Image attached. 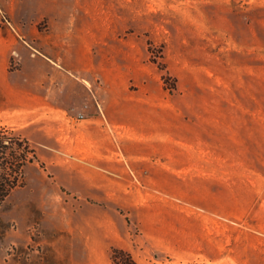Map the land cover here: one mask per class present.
Returning a JSON list of instances; mask_svg holds the SVG:
<instances>
[{"label":"rangeland","instance_id":"1","mask_svg":"<svg viewBox=\"0 0 264 264\" xmlns=\"http://www.w3.org/2000/svg\"><path fill=\"white\" fill-rule=\"evenodd\" d=\"M8 1L2 19L49 18L47 0ZM67 3L99 83L177 146L160 184L132 185L138 201L83 199L35 152L0 207V264H112V247L138 264H264V0Z\"/></svg>","mask_w":264,"mask_h":264},{"label":"crops","instance_id":"2","mask_svg":"<svg viewBox=\"0 0 264 264\" xmlns=\"http://www.w3.org/2000/svg\"><path fill=\"white\" fill-rule=\"evenodd\" d=\"M8 3L0 0L1 12ZM46 6L49 18L41 27L34 17L2 19L0 13V119L47 166L65 169L59 182L81 198L138 201L132 185L162 182L157 163L177 146L176 134L147 119L137 98L115 96L112 85L99 83L91 35L66 15L67 0Z\"/></svg>","mask_w":264,"mask_h":264},{"label":"trees","instance_id":"3","mask_svg":"<svg viewBox=\"0 0 264 264\" xmlns=\"http://www.w3.org/2000/svg\"><path fill=\"white\" fill-rule=\"evenodd\" d=\"M36 159L28 140L0 126V207L12 191L23 184V169ZM112 264H138L133 256L120 248L110 250Z\"/></svg>","mask_w":264,"mask_h":264}]
</instances>
